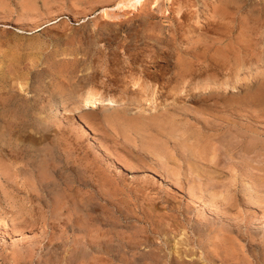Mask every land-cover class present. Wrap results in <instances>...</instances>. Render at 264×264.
Listing matches in <instances>:
<instances>
[{"label": "rangeland", "instance_id": "obj_1", "mask_svg": "<svg viewBox=\"0 0 264 264\" xmlns=\"http://www.w3.org/2000/svg\"><path fill=\"white\" fill-rule=\"evenodd\" d=\"M117 1L0 0V264H264V0Z\"/></svg>", "mask_w": 264, "mask_h": 264}, {"label": "bare ground", "instance_id": "obj_2", "mask_svg": "<svg viewBox=\"0 0 264 264\" xmlns=\"http://www.w3.org/2000/svg\"><path fill=\"white\" fill-rule=\"evenodd\" d=\"M152 1V0H151ZM159 0H153L154 2V6H160V4H157ZM162 1V0H161ZM160 1V2H161ZM165 1V0H164ZM148 3H150V0H119L117 1L116 3V8L118 9L117 11L114 10V9H111V10H105L103 12V17H120L121 15H126V10H132V9H135L136 7L138 9H140L141 7L147 5ZM163 4V2H162ZM167 6V5H166ZM261 6V5H260ZM146 7V6H145ZM164 7V6H163ZM168 7V6H167ZM112 8V7H111ZM152 8V6H151ZM156 8V7H155ZM260 8V7H259ZM263 9V8H261ZM141 10V9H140ZM165 10V9H164ZM191 13V12H190ZM256 16V15H255ZM258 19V18H257ZM208 28V27H207ZM238 35V34H237ZM241 38V37H240ZM239 38V39H240ZM238 39V40H239ZM245 39V38H244ZM241 41V39H240ZM246 41V39H245ZM244 42V41H243ZM247 42V41H246ZM244 42V43H246ZM241 43V42H240ZM244 43H241V44H244ZM249 46H250V43H248ZM129 45V44H128ZM247 45V44H246ZM242 46V45H241ZM253 46V45H252ZM245 47V45H244ZM255 47V46H254ZM249 53V52H248ZM207 57V56H206ZM243 66V65H242ZM241 68V67H240ZM238 70V69H237ZM251 71V70H250ZM249 71V72H250ZM238 73V72H237ZM236 74V73H235ZM234 74V75H235ZM236 78V77H235ZM114 79V78H113ZM230 79V78H229ZM226 82V81H225ZM203 83V82H202ZM207 83V82H206ZM236 84V83H235ZM261 88V87H260ZM86 89V88H84ZM224 89V88H223ZM77 91V90H76ZM260 91V90H259ZM81 93V92H80ZM262 93V92H261ZM251 95V94H250ZM261 96V94L259 95ZM80 97V96H78ZM81 101L79 103V105L77 106L78 109H91V108H99V106H103V105H112V106H115V105H118L122 102H125L126 101V98L125 97H121V98H117V97H112V96H109V95H104L102 93L99 92H94L92 90H86V92H83L81 94ZM92 109V110H93ZM88 111V110H87ZM170 125V124H169ZM9 146V145H8ZM159 147H162V146H159ZM54 179V178H53ZM46 180V179H45ZM43 182V180H41ZM57 181V179H56ZM44 184V183H43ZM51 191V190H50ZM26 224V223H25ZM226 235V234H225ZM229 235V234H227ZM76 243H78L76 241ZM254 246V245H253ZM258 248V246H257ZM179 263H185V261H181V260H178ZM193 264H215V262L211 259H208L207 262H199V261H195V260H192L191 261ZM230 262V261H229ZM234 263V262H233ZM69 264V263H68Z\"/></svg>", "mask_w": 264, "mask_h": 264}]
</instances>
